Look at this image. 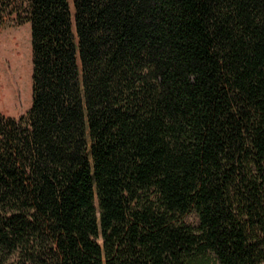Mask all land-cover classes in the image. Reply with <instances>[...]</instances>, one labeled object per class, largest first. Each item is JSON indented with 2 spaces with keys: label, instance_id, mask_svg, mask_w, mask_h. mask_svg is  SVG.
Masks as SVG:
<instances>
[{
  "label": "trees",
  "instance_id": "obj_1",
  "mask_svg": "<svg viewBox=\"0 0 264 264\" xmlns=\"http://www.w3.org/2000/svg\"><path fill=\"white\" fill-rule=\"evenodd\" d=\"M73 3L0 0V264H264V0Z\"/></svg>",
  "mask_w": 264,
  "mask_h": 264
},
{
  "label": "rangeland",
  "instance_id": "obj_2",
  "mask_svg": "<svg viewBox=\"0 0 264 264\" xmlns=\"http://www.w3.org/2000/svg\"><path fill=\"white\" fill-rule=\"evenodd\" d=\"M74 13V3L70 0ZM32 35L29 23H11L0 28V81L7 95L0 97V113L16 119L25 116L32 106ZM12 90V91H11ZM187 222L196 224L194 215Z\"/></svg>",
  "mask_w": 264,
  "mask_h": 264
}]
</instances>
